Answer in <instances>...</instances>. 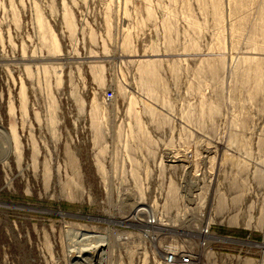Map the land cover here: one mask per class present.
Returning <instances> with one entry per match:
<instances>
[{
  "label": "rangeland",
  "instance_id": "1",
  "mask_svg": "<svg viewBox=\"0 0 264 264\" xmlns=\"http://www.w3.org/2000/svg\"><path fill=\"white\" fill-rule=\"evenodd\" d=\"M144 204L113 253L258 264L264 0H0V264H88Z\"/></svg>",
  "mask_w": 264,
  "mask_h": 264
},
{
  "label": "built area",
  "instance_id": "2",
  "mask_svg": "<svg viewBox=\"0 0 264 264\" xmlns=\"http://www.w3.org/2000/svg\"><path fill=\"white\" fill-rule=\"evenodd\" d=\"M107 99H111L113 91L107 89L105 92ZM130 215V222L138 223L143 226L141 229H134L128 231L127 234L121 232L117 237L106 239L104 238L99 242L90 241V249L88 250L89 256L92 258V262L88 264H107V260L111 254H113V248L115 246H128L135 247L141 245H152L155 241H159L157 237L162 235L160 232H152L151 228L158 227L163 228V224H169L165 222L161 217V213L144 204L142 207H138ZM201 232H207L206 229H201ZM205 240L201 244L205 245ZM100 247V248H99ZM112 250V251H111ZM138 255V254H137ZM151 255H163L164 264H203L202 254L198 250L192 249H177L170 245H164L161 252ZM258 264H264V251L260 254Z\"/></svg>",
  "mask_w": 264,
  "mask_h": 264
},
{
  "label": "crops",
  "instance_id": "3",
  "mask_svg": "<svg viewBox=\"0 0 264 264\" xmlns=\"http://www.w3.org/2000/svg\"><path fill=\"white\" fill-rule=\"evenodd\" d=\"M112 251V250H111ZM107 264H164L163 255L111 254Z\"/></svg>",
  "mask_w": 264,
  "mask_h": 264
},
{
  "label": "bare ground",
  "instance_id": "4",
  "mask_svg": "<svg viewBox=\"0 0 264 264\" xmlns=\"http://www.w3.org/2000/svg\"><path fill=\"white\" fill-rule=\"evenodd\" d=\"M137 210H139V209H137ZM103 239H104V237L102 236V239H101V240H103ZM101 240H100V241H101ZM97 242H98V244H99V241H97ZM89 259H91V258L89 257ZM89 263H90V262H89Z\"/></svg>",
  "mask_w": 264,
  "mask_h": 264
}]
</instances>
